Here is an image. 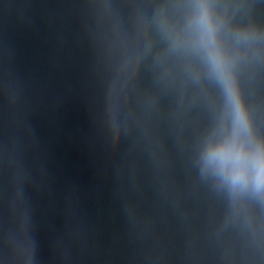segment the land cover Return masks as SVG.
Segmentation results:
<instances>
[{
	"label": "water",
	"instance_id": "obj_1",
	"mask_svg": "<svg viewBox=\"0 0 264 264\" xmlns=\"http://www.w3.org/2000/svg\"><path fill=\"white\" fill-rule=\"evenodd\" d=\"M0 264H264V0H0Z\"/></svg>",
	"mask_w": 264,
	"mask_h": 264
}]
</instances>
